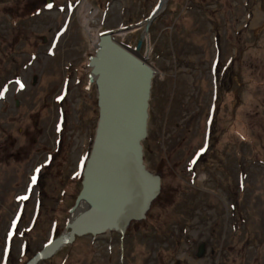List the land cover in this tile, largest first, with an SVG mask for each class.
Returning <instances> with one entry per match:
<instances>
[{
	"label": "rangeland",
	"instance_id": "rangeland-1",
	"mask_svg": "<svg viewBox=\"0 0 264 264\" xmlns=\"http://www.w3.org/2000/svg\"><path fill=\"white\" fill-rule=\"evenodd\" d=\"M32 1L43 2L0 0V264H23L67 231L75 210L97 113L82 83L57 85L75 60L84 75L97 32L142 20L157 0H116L96 27L80 7L69 33L36 58L27 52L66 16L23 17ZM166 2L140 42L162 98L155 107L149 93L142 141L145 165L161 174L159 194L122 235L76 237L36 264H201L199 245L207 264H244L252 239L263 253L264 0ZM32 77L38 84L28 88Z\"/></svg>",
	"mask_w": 264,
	"mask_h": 264
},
{
	"label": "water",
	"instance_id": "water-1",
	"mask_svg": "<svg viewBox=\"0 0 264 264\" xmlns=\"http://www.w3.org/2000/svg\"><path fill=\"white\" fill-rule=\"evenodd\" d=\"M165 1L166 0H158L156 6L142 21L141 26L143 27L144 33L146 32L148 25L150 24L152 19H154L163 10ZM132 28H135V26H128L123 29L129 30ZM139 45L140 40L136 42L134 50L129 52L125 51L122 48H118L113 44H105V46H110L112 52L120 59H123L125 61V64H128L129 68L132 70V75L136 80L135 85L137 86L135 87V90L129 91V89H127L128 91L125 92V96H127V99L131 101L132 98L130 96L134 94L135 98L133 100L135 101V105L131 109H127V107L123 106L124 104H121V106H119V112L118 110L116 112L119 118L118 120L115 119L116 115L114 113H109L108 110V117L106 116V146L104 147L102 144V146L100 147V150L103 151V156L98 159L97 166L95 164H92L94 161L95 148L97 145V140L99 138L101 124L104 119L102 110L103 107L98 105L99 91H101L99 86V79H101L102 76L96 75V73L93 74L97 86V118L89 151L87 157L84 160L81 170V180L79 183L80 188L69 212L71 214L74 208H76V206L80 202H82L81 205L84 206V208L81 213L74 217L72 220L69 216L70 218L65 224V228L67 229V231L47 242L40 251L35 253L24 264H36L38 261L47 259L61 246L70 244L76 237L88 235L94 238L105 233H116L118 235H122L130 223L137 222L145 218V215L151 204L156 200L160 189L159 174L150 170L145 165L142 154V141L146 137V125L148 119L147 102L150 91V79L152 76V70L146 63V55L144 57H140L137 54ZM105 46L103 44L99 45V49L95 52V57L93 58V60L98 59ZM91 62L92 59H90V66L92 68ZM106 108L109 107L106 106ZM133 109L136 113L134 119L132 120L129 119L127 114L129 110L132 113ZM128 144H130V149L132 152L134 170L143 179L142 182L146 185V191L138 192L137 198L130 201L131 205L123 212V216H121L120 221L115 224H111L110 226L102 225V227L99 226L94 228L93 225L97 221V219L103 213H109L108 210L110 208L113 209L115 205L120 201V167L124 160L126 147ZM91 165H94L93 172L96 170V168L99 169L100 176L97 184L99 183V181L101 183V180L108 177L113 189V195L111 199L108 201V203H105L99 209H94L93 205L89 203L91 201L90 197L93 194L94 188L96 186H92L91 184L89 190H86L84 187L85 177L87 175L88 168ZM101 170L103 174L101 173Z\"/></svg>",
	"mask_w": 264,
	"mask_h": 264
},
{
	"label": "flooded vegetation",
	"instance_id": "flooded-vegetation-1",
	"mask_svg": "<svg viewBox=\"0 0 264 264\" xmlns=\"http://www.w3.org/2000/svg\"><path fill=\"white\" fill-rule=\"evenodd\" d=\"M39 1H42V0H39ZM54 1L55 0H43L42 3L41 2L40 3H38V2L35 3L34 1H32L31 3L28 4V7L26 6L27 9L24 11L23 17L27 16L31 20L39 19L42 16H47V17H54V15H61L62 17L66 16L65 21L63 20V21L60 22V26H61L62 23L64 24V27L62 28V30L58 31L59 27H57L55 29H54V27H50V28L47 29V31L49 33L48 37H41V42H42V45H43L42 49L43 50L40 47L38 48L36 45H34L33 50L34 49L35 50L33 52L31 51V53L27 52L26 55L33 54L34 58H36L38 56V54H40L43 57H46L47 56V52L45 51V49H48L49 47H51L54 41H55L54 44L56 45V43L59 42V38L60 37L62 38L66 34L69 33V32H67L68 31L67 28L69 27L68 25H69V22H70V18L72 17V13L73 12H78L80 7H83V6L85 7V11L87 13L86 22L89 25V27H96V26L104 24L106 22V20H107V18H106L107 17V12L109 13V11L107 10L108 7H109V5L111 3H114V1H116V0H75V2L72 3V4L70 2H72L74 0H63L62 3H59L60 5L55 3ZM166 1H165V6H164L163 10L158 15H160L164 11V9L166 7V3H167ZM84 2H85V4H83ZM157 2H158V0L156 1L155 5L150 9V11L156 6ZM219 9L220 10L222 9L221 5L219 6ZM150 11H149V13H150ZM149 13L147 14V16L149 15ZM220 15H221V18H222V12L220 13ZM145 18H143L142 20H140V21H138L136 23H133V24L117 25L113 29H103V30H100L99 32H97L96 35L93 37V41L91 42V53L88 54V56H86V63H85V65L82 66V69H85V71H86L84 73V75L81 76V74L76 71L75 67H76V65L79 62L78 61L76 62V60H75L74 63L70 64L69 68H71V69L68 70V73L66 75V82L67 83L63 82L60 85H57V87H58L57 89H59L60 87H63V89L65 90V87H66V91L69 92V90L72 91L74 89H77L78 85H80L82 83L81 90L83 92H86L87 94L92 92V101H91V105L90 106L91 107L95 106L96 107V113H97V98H96L97 86H96L94 75L92 74V68L90 66V59L95 57V52L99 49V45H101V43L108 44V45L109 44H113L114 46H116L118 48L124 49L125 51H129V52L133 51L134 48H135L136 42L138 40H140V42H141V39H142L143 35L146 34V32H147V30H146V32L144 33L143 27L141 26V23H142V21ZM228 21L230 23H232L231 19H229ZM151 22L148 25V28L150 27ZM128 26H132V27L135 26V28H132L134 30L140 29V34L134 40H131L129 42H126V41H123V40H119L118 37H117L119 34L132 30V29H129V30L123 29V28L128 27ZM136 26H139V27H136ZM170 29L173 30L172 27H170ZM168 39H169V43H170V48H171V50L173 52V48H175L173 46L174 42L180 41L181 38H179L177 36H175V37L172 36V37H170ZM55 45L52 47L53 50L55 48ZM140 47H141V44L139 45V48L137 50V54L140 57H144L145 56L144 52L140 53ZM175 49H177V48H175ZM177 50L180 51L179 49H177ZM183 53H184V51H183ZM146 63L151 68V70L154 72V75H155V73L157 71L148 62V56L147 55H146ZM79 70H80V68H79ZM218 73H219V76H221L220 72H218ZM79 75H80V77H79ZM216 76H217V73H216ZM219 78H220V82L216 83L215 87L221 89L222 78L221 77H219ZM37 84L38 83H37L35 77H32V81L28 84L29 86H27V87L28 88H34V87H36ZM159 85L160 84L155 82V79H152L151 85H150V92H149L150 93L149 102H150V105L154 104L155 107H156V104L159 101H161V99H162L161 98V93L158 91L159 90ZM20 90H22V89H20ZM155 102H157V103H155ZM12 105H13V106H11L12 110H15V109L18 108V103L16 101H14ZM167 111H168V109L166 110V112ZM150 114H151V111H150ZM28 115H29V113H28ZM152 116H155V115H152ZM148 118H149V116H148ZM32 140H33V142H35V138L34 137H33ZM50 160H51V156H50ZM50 160H49V162H50ZM154 172H157L158 174H160L159 171H154ZM263 233H264V229H263ZM1 235H2V233H1ZM52 239H54V238H52ZM66 245H69V244H66ZM257 245H258V243L256 242L255 239H252L251 243H248L247 252L244 254V257H246V261H245L244 264H264V247H263L262 255H257L256 254V250H255ZM63 246H65V245H63ZM42 247L40 248V250L42 249ZM199 256L201 258L200 263L201 264H207L208 251H207V248L204 245H199ZM30 258H28L26 261H28Z\"/></svg>",
	"mask_w": 264,
	"mask_h": 264
},
{
	"label": "bare ground",
	"instance_id": "bare-ground-1",
	"mask_svg": "<svg viewBox=\"0 0 264 264\" xmlns=\"http://www.w3.org/2000/svg\"><path fill=\"white\" fill-rule=\"evenodd\" d=\"M105 46L104 43H101ZM92 59V74L102 76L99 79V101L98 105L102 106L104 119L101 124L99 138L97 140V145L95 148V155L94 161L92 164L97 166V161L100 157L103 156V151L100 150V147L106 146L107 140V128H106V116L108 117V110L109 113H114L116 115L115 119L118 120V116L116 114L117 110L119 112V106L121 104L127 109H131L135 105V98L134 94L130 97L132 98L131 101L128 100L127 96H125V92L131 90H135L136 80L132 75V70L129 68L128 64H125L123 59L117 57L113 52L110 46H105L102 50L101 55L98 59ZM95 71V72H94ZM124 99V100H123ZM108 106L109 108H106ZM113 109V110H112ZM134 109L132 113L130 110L128 111L127 116L129 119H134L135 117ZM137 119V118H136ZM129 143V141H128ZM100 150V151H99ZM94 165H91L88 168L87 175L84 181V187L86 190H89L92 186L95 185L93 194L90 197V204L93 205L94 209H99L105 203L111 199L113 193V189L111 187L110 181L107 178L101 180V183L97 184L99 180V169L93 172ZM121 171V187H120V201L115 205L113 209H109L108 212L103 213L97 221L94 223L93 227H99L102 225L110 226L111 224H115L120 221L121 216H123V212L131 205L130 201L137 198L138 192H145L146 185L143 184V179L137 174L134 170L133 166V157L132 152L130 149V144L126 147V153L124 156V160L120 167ZM101 173L103 174L102 170ZM141 174V173H140ZM94 182V183H93ZM82 202L78 203L77 207L75 208L73 214H71V220L79 215L83 210L84 206L81 205Z\"/></svg>",
	"mask_w": 264,
	"mask_h": 264
},
{
	"label": "snow or ice",
	"instance_id": "snow-or-ice-1",
	"mask_svg": "<svg viewBox=\"0 0 264 264\" xmlns=\"http://www.w3.org/2000/svg\"><path fill=\"white\" fill-rule=\"evenodd\" d=\"M21 87H22V85H21ZM22 199H27V197H23Z\"/></svg>",
	"mask_w": 264,
	"mask_h": 264
}]
</instances>
